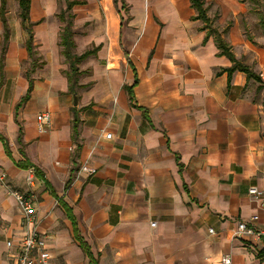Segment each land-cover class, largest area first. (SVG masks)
Returning <instances> with one entry per match:
<instances>
[{"label": "crops", "instance_id": "crops-1", "mask_svg": "<svg viewBox=\"0 0 264 264\" xmlns=\"http://www.w3.org/2000/svg\"><path fill=\"white\" fill-rule=\"evenodd\" d=\"M75 1L74 53L95 49L78 64L85 74L71 93L56 16L65 0L62 7L59 0H30L33 44L45 64L17 109L27 89V35L20 21L14 32L8 22L0 85V171L7 177V188L0 186V264H14L6 242L21 238L10 191L28 190L26 165L48 182L39 180L35 193L50 264H221L223 255L231 264H264V242L231 238L237 222L258 212L247 189L264 187L262 15L242 0H203L212 27L258 82L242 71L227 73L230 60L218 53L213 35L206 37L189 0ZM1 33L0 22V40ZM131 86L130 100L124 87ZM42 113L50 121L39 132Z\"/></svg>", "mask_w": 264, "mask_h": 264}, {"label": "trees", "instance_id": "trees-1", "mask_svg": "<svg viewBox=\"0 0 264 264\" xmlns=\"http://www.w3.org/2000/svg\"><path fill=\"white\" fill-rule=\"evenodd\" d=\"M116 1V0H114ZM17 2V17L20 21V25L22 29L25 31L27 38L24 42V48L27 52L28 60H27V67L24 68V76L27 80V89L24 94V96L20 99L19 103L16 105V109L19 108L21 104H23L25 101L28 100L30 93L32 91L33 87V81L32 74L34 73L36 68L42 67L45 62L41 59L40 56H38L36 52L35 45L33 44V35H32V26L34 24L29 22V8H30V0H16ZM66 6L64 10H61L56 16L59 19V21L64 24L62 25L60 31H59V41L58 46L61 48L60 54L64 58L65 61L68 62V69L65 71H62V73L65 75L68 84H69V91L71 93L75 92V87L77 86V74H82L83 71L79 70L78 64H80L84 59H86L88 56L93 55L95 53V49L92 50H85L81 54H75L73 52L74 50V41H73V32H72V15L69 12L71 7L73 5L79 4L80 2L75 0H65ZM190 5L194 8L196 11V19H200L203 22V29H206V37L213 35L214 42L219 50L220 55L226 56L230 62L231 67L226 69L228 74H231L233 71L238 70L242 71L246 74L247 78H253L255 81L260 82V78L251 71L248 67L241 65L233 56V54L230 51V48L225 44V42L220 37L219 32L212 27L208 17L206 16V10L204 8V1L203 0H189ZM7 6H6V0H0V22L2 25V33H1V40H0V85L3 81V58L7 50L8 41L10 38V28L7 20ZM263 15L261 18V24H263L264 27V21H263ZM136 83V82H135ZM124 89L128 92L130 95L131 100V87H124ZM131 106H133L131 104ZM263 108H264V99H263ZM73 119H72V141L75 144V151H77L80 147L78 143V123L79 119L77 117V111L75 108L72 109ZM18 143L22 144L21 141V130L18 131ZM21 153V152H20ZM23 155V152H22ZM74 162V161H73ZM30 165H26L22 167L24 170L28 169ZM35 170V176L38 180L42 181L45 187L48 186V182L46 179H44L43 174L33 167ZM71 182V177L68 178V180L65 183V188L69 185ZM59 202V201H58ZM61 202V200H60ZM62 203V202H61ZM64 204V203H63ZM63 208L65 212L67 213V216H69V212L65 205H63ZM76 239L79 240V237L77 233L75 232ZM83 251L88 255L91 256L90 253L87 250L86 245L83 243H80ZM260 256H264V251L259 253ZM92 259V257H90ZM91 264H94L93 262Z\"/></svg>", "mask_w": 264, "mask_h": 264}, {"label": "built area", "instance_id": "built-area-1", "mask_svg": "<svg viewBox=\"0 0 264 264\" xmlns=\"http://www.w3.org/2000/svg\"><path fill=\"white\" fill-rule=\"evenodd\" d=\"M37 129L44 132L49 125V115L42 113L36 116ZM111 134L105 135L110 139ZM83 172L92 174L93 169L85 166L80 169ZM6 174L0 171V186L7 188ZM264 179V172L262 173ZM33 167L26 169L25 185L28 190L23 192L10 191V195L15 200L16 206L20 212L21 219V238L17 243L7 241L6 246L11 250L10 257L14 264H50L51 255L48 250V236L41 232L37 225V201L35 188L38 184ZM247 195L255 204L258 212L252 214L247 221L236 223L235 229L231 232L232 240L264 242V187H250L247 189ZM153 226L154 223H151ZM209 234H213L212 229H208ZM221 264H231L230 256L223 255L220 258Z\"/></svg>", "mask_w": 264, "mask_h": 264}, {"label": "rangeland", "instance_id": "rangeland-1", "mask_svg": "<svg viewBox=\"0 0 264 264\" xmlns=\"http://www.w3.org/2000/svg\"><path fill=\"white\" fill-rule=\"evenodd\" d=\"M59 1H61V3L59 4V6L62 7L61 6L62 0H59ZM242 1L248 3V6L251 8L252 11H254V13L256 14L257 18L259 17V15L260 16L261 15L264 16V0H242ZM211 14L212 15H215V17H216V15H217L216 9L215 10L212 9ZM7 18L9 20L8 22L10 24L11 30L13 32L16 31V28L18 27V24H19V19L17 17V2H16V0H7ZM15 22H16V25H15ZM62 25H64V24H62ZM215 29H218V27L215 26ZM73 52H74V50H73ZM26 62L23 65L24 68L27 67V63ZM64 64L66 65L65 67H66V70H67L68 69V62L64 60ZM63 71H65V70H63ZM84 74L85 73H83V72H82V74H79V75L77 74L76 75L77 76V79H79V77L82 76V75H84ZM38 184L40 185V181H38ZM35 195H36V193H35Z\"/></svg>", "mask_w": 264, "mask_h": 264}, {"label": "water", "instance_id": "water-1", "mask_svg": "<svg viewBox=\"0 0 264 264\" xmlns=\"http://www.w3.org/2000/svg\"><path fill=\"white\" fill-rule=\"evenodd\" d=\"M72 100H73V106H76L77 100H76V95H72Z\"/></svg>", "mask_w": 264, "mask_h": 264}]
</instances>
